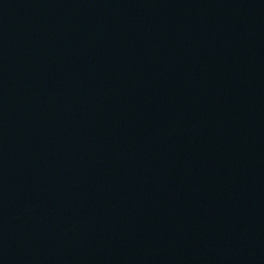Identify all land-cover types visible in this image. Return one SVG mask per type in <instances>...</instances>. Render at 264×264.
Here are the masks:
<instances>
[{
	"label": "water",
	"instance_id": "1",
	"mask_svg": "<svg viewBox=\"0 0 264 264\" xmlns=\"http://www.w3.org/2000/svg\"><path fill=\"white\" fill-rule=\"evenodd\" d=\"M169 0H0V215L83 124Z\"/></svg>",
	"mask_w": 264,
	"mask_h": 264
}]
</instances>
